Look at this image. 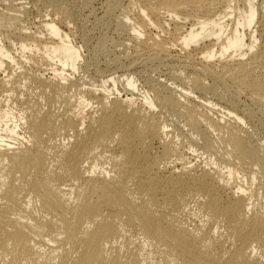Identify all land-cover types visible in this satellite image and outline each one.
Masks as SVG:
<instances>
[{
    "label": "bare ground",
    "instance_id": "obj_1",
    "mask_svg": "<svg viewBox=\"0 0 264 264\" xmlns=\"http://www.w3.org/2000/svg\"><path fill=\"white\" fill-rule=\"evenodd\" d=\"M81 1L88 10L94 0ZM124 1H104L92 21L96 43L89 52L101 66L94 69L101 86L97 95L77 78L98 113L86 122L83 109L93 103L78 97L71 105L62 96L74 84L64 68L75 72L82 59L65 29L50 19L41 25L44 38L33 35L28 43L16 26V35L4 37L22 57L30 51L60 64L56 75L63 83L42 92L45 108L30 127L32 146L22 148L14 118H6L10 110L1 112L13 127L4 130L9 138L0 137L6 163L0 172V264H264V198L248 187L256 183L264 192V142L255 139L264 127V0H138L139 6L128 0L138 25L122 9ZM91 12L76 20L86 23ZM152 18L174 25L173 40L181 49L201 45L200 57L182 61L148 43L140 44L134 58L125 57L128 42L142 38L143 26L161 28ZM5 56L14 62L0 37L3 75ZM213 60L241 64L237 72L217 70L207 64ZM165 64L172 66L170 83L152 77ZM189 70L206 73L224 92L199 98L200 119L187 117L198 99L192 95L205 91L196 76L185 77ZM235 77L232 91L227 78ZM120 83L132 92L140 86L141 105L110 97L120 96ZM5 84L0 80V101ZM242 94L246 101H240ZM214 108L222 119L241 125L247 120L245 137L232 133L227 146L237 159L242 154L250 160L248 175L229 166L218 176L208 168V148L218 144H207L212 130L202 118ZM197 155L204 156V165L192 164Z\"/></svg>",
    "mask_w": 264,
    "mask_h": 264
},
{
    "label": "rangeland",
    "instance_id": "obj_2",
    "mask_svg": "<svg viewBox=\"0 0 264 264\" xmlns=\"http://www.w3.org/2000/svg\"><path fill=\"white\" fill-rule=\"evenodd\" d=\"M104 1L103 0L92 1L94 5L92 4V7L88 9V10L91 9L92 12L88 13L86 23H82V21L81 22L77 21L78 20L77 18H81L79 17L80 13L84 16V14L86 15L88 11L87 9L84 10V8H82L83 1L81 0H2L0 2V24L7 27L11 26L10 29L4 27L6 31L1 26L0 34L2 36L0 37H2V43L4 45L5 50L7 51L8 54H10L14 58V62H12L11 60L10 62H8L9 59L6 60V56L3 58V62L6 66V73L4 75L0 74V80L6 82L4 87L6 89V92L2 94L3 98L0 101V137L5 138L6 131L4 130L11 129L13 127V125L10 124V122H8V124L5 123L6 118L9 119L14 118V124L18 126V128L16 129L17 134L18 136H22V138H24L23 141L25 142V144H23L22 148H27L29 145L32 146L33 139L31 136L33 130L30 127L34 129V126L36 125V117L41 115L43 109L45 108L43 104L44 100L42 99V92L46 89L45 87L49 88L54 84L62 85L63 83L60 81L59 76L56 75L59 74L61 70H63V68H60V64L49 62L47 58L44 57L43 55L35 54L30 51L24 52V57H22L19 51L16 50L18 45L12 46L10 42L4 39L6 35H16L20 28H23L22 32L24 36L27 37V41L29 40L28 43H31L29 37L31 38L33 37V35L37 37L38 36L40 37L42 35L41 38H44V35H46L47 32L45 31V29L41 27V25L42 22L45 20L50 21V19H52L54 20V22L57 24L58 27H60L61 29H65L64 32H66V34L69 36L72 45H74L80 51V55H81L80 57H82V59L80 58L76 62L75 72L74 71L72 72L68 67L64 68V72L68 74L67 78L73 76L72 77L73 79L70 78L69 82L74 83L72 86L77 87V89H79L80 92L76 91V88L74 89L71 86V89H66L62 93V96L66 99V102H69L71 105H76L75 99L78 97H85V99H87L88 102L91 101L93 103L92 105L90 104L84 107L83 109L84 110L83 116L85 117L84 122L87 121L88 117L92 118L95 115H98V113L94 114V112H96V104H94L95 100L85 96L83 92L84 89L81 86H79L80 83L77 82V78L79 77L80 79H82L85 84L88 83V85H86V88L90 87V89H94L95 94L99 95L101 83L99 81L100 79L96 76L97 73H95L96 70L95 67L98 68L100 64L95 63L97 61L95 62L91 61L89 51L92 50L91 48L94 47L93 44L96 43L95 42L96 31H93V28H91L92 21H94L93 20L94 17H98L99 15H101L100 13L101 10H103L102 5L104 6L103 4L105 3ZM133 1H135L138 6L140 5L138 0H133ZM20 6H23L21 10H20ZM131 6L132 3L128 4V0H125L121 7L128 14L129 18L131 19V22H133L135 25L136 24L138 25V21H137L138 14L136 11L133 10ZM77 10L79 12H76ZM8 13L14 14L15 16L14 17L9 16ZM46 16H48V18ZM166 19L168 20V18ZM152 21L158 22L161 28L156 29L152 27L150 28L143 26L142 38L139 40V42H128L129 46H127L128 50L125 57L129 55V57L134 58L135 57L134 51L140 50L141 47L143 46L140 45L141 43L143 44L148 43V45H152V44L162 45L163 47L169 49L168 53L171 56V58L173 57L176 58V56H179L178 58L182 61H186L185 57L188 55H191L193 58L197 57L196 55L200 57L199 54H196V49L202 47L201 45H198L196 47H189L187 49H181L178 45H176V42L173 40L174 25L172 23H163L161 22L160 18L157 19L152 18ZM14 26H16L18 30L13 29ZM92 35L94 37H92ZM50 42L51 40H49V42L47 41V43ZM255 50L252 53H254ZM20 58H22V60H20ZM124 60L123 61L126 64L128 61L126 62L127 59ZM227 60L228 59H225L224 61ZM193 62L191 61V63L194 66L196 67L199 66V63L196 64L197 61L194 62L196 65ZM207 64L215 67L217 70L221 69V67L223 66L225 70H232L234 72H237L238 65L241 64V62L235 61V62L220 63L213 60L208 62ZM165 65L162 68L157 69L159 71L156 70V72L152 74V77L154 79H158L164 82L167 81L168 83H170L171 81L169 82L168 75L170 72L169 71L170 68L172 70V66L170 64L166 66ZM161 69H163L164 71ZM189 71L185 73V77L191 79L192 77L196 76L205 87V91L202 92V94L200 93L198 94L196 92V95L195 94L192 95L193 97L197 96L198 99L193 100L195 106L191 114L190 113L187 114V117L188 119H196L197 117L200 119L199 115L202 114V111L201 108L198 107L197 104H195L197 103V101H199V98L200 99L213 98L222 95L224 92L223 89L218 87L216 83L206 73H200L195 75L192 74L191 71L190 72ZM177 72L179 73V70H177ZM236 80H237L236 77L227 78V84L231 87L232 91H235V88H233V82ZM44 82H46L47 84ZM92 84H94V86H92ZM117 87L120 96H116V93L112 92L113 94H111L110 96L111 98L117 97L118 99L120 98V100L131 99L133 104L132 106L141 105L142 96H140V94L142 92V89L140 90V86L138 88L139 90L136 92H132L129 91V89H125L126 87L124 86L123 83H120V85H118ZM190 88L191 87L188 86V89ZM245 98L246 96L242 94L239 99L240 101H243L245 100ZM4 102H6V106H4ZM4 108H6V110H4ZM8 110H10V112H8ZM3 111H7L10 114V116L4 118L3 114L1 113ZM18 112H20V114H18ZM236 113L240 117H243V111L241 108H237ZM33 115L35 116L33 117ZM18 116H20V118H18ZM258 117H260V115H258ZM2 118H4V120H2ZM22 118H24V120H22ZM27 119H28V123H25ZM202 119H203L202 124L210 125L212 130L211 132H208L211 134L209 135H206L207 133L205 134L206 139L208 140L207 144L214 142L218 144V148H214V147L208 148L209 149L208 154L211 156L212 159L211 163L207 162L208 168L212 169L214 173L218 176L225 175L229 166L235 168L240 173L248 175L250 171L248 167V163L250 160L245 155L242 154L240 155V159H237L232 148L227 146V142L229 141L232 133H238L241 138L245 137V133H246L245 129L247 130V126H249L247 124V120H244L245 124L241 125L228 117H224L222 119L221 110L219 108H214L213 110H210L208 118H202ZM20 120H22V122H20ZM220 120H222V122H220ZM10 121L12 122V120ZM2 122H4V124H2ZM2 126H4V128H2ZM212 132H214V134H212ZM255 136H256L255 139L258 140L262 139V141L264 142V127H260V129L258 128ZM6 138H9V136ZM12 146L14 145L12 144ZM197 156H198L197 158L198 160L197 159L194 160L193 157L190 159L192 164L199 166L204 165V162L206 161L204 160V156L203 157H201V155L200 156L197 155ZM2 159L3 158L0 157V172H3L6 169V163ZM56 160L58 159L56 158ZM94 160L95 159L92 160V164L95 163ZM52 170L53 169H51V171ZM237 182H239V180H237ZM248 187L251 189V191H253L256 194L258 199L262 200L264 198V192L257 186L256 183H249Z\"/></svg>",
    "mask_w": 264,
    "mask_h": 264
}]
</instances>
